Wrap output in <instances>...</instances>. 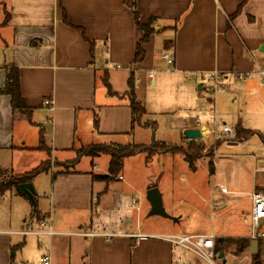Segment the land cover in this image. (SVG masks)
Segmentation results:
<instances>
[{"label": "crops", "instance_id": "crops-1", "mask_svg": "<svg viewBox=\"0 0 264 264\" xmlns=\"http://www.w3.org/2000/svg\"><path fill=\"white\" fill-rule=\"evenodd\" d=\"M127 1L0 0V151L15 150L16 121L12 115L11 98L4 93L6 72L10 68L19 70L21 92L32 109L31 120L27 121L33 126L39 124L35 118H43L44 124L50 123L53 149L47 148L46 152L52 160L53 155L56 158L57 152H64L67 156L65 160H73L68 156L82 149L76 147L77 144L89 146L87 140L93 136L91 128L97 139L134 134L137 126L132 131V112L130 104L128 106L125 101L126 98L129 100L126 95L128 90L118 98L121 103L110 104L103 100L108 90L104 80L107 78L109 82L111 73L123 75L125 82L128 75V85L132 75L137 84L138 73L140 76L149 74L150 77L152 72L156 74L164 70L185 76L188 81L199 77L207 81L209 74L218 72L224 76L225 91L232 89L235 100L236 95L240 96L241 93L257 99L256 88L264 84V75L261 74L264 71V0H136L141 22L155 19V34L143 46L144 61L135 66L132 62L142 32L126 6ZM64 13L68 23L64 21ZM77 28L85 32L86 38ZM166 38L172 39L166 42L168 45L163 42ZM162 47L164 51L160 53ZM164 55L172 57L174 63L171 66L163 59ZM99 73H104L101 78L106 89L103 87L98 90ZM209 93L215 95L213 89ZM110 95L108 90L106 98ZM46 100L53 101L54 110L45 106ZM247 104L246 99L245 107ZM95 115L99 117L98 130L94 129ZM79 116L83 123L81 133L78 132ZM212 118L219 122L216 114ZM225 119H221V123L228 125ZM202 121L196 125L186 124L184 129H199L202 134H207L206 131L209 134L212 124L206 122L204 117ZM241 122L239 119L237 125H230L254 130L262 135L253 129L254 126H247L243 119ZM22 129L17 135L19 143L23 145L21 148L25 149L28 148L25 147L27 137L21 134ZM41 131L46 145L45 129L40 128L35 134L38 143L34 149L37 151H44L38 149ZM88 133L91 136L86 135ZM183 139L190 142L185 136ZM22 149L17 151L32 150ZM53 162L52 171L57 166V160ZM91 167V171L65 169L57 177L52 176L50 206H53L54 214L49 219L48 230H0V264H17L14 250L25 246L26 239L14 245L16 239L13 236H46L50 244L55 237L76 238L74 243L80 249L71 248L70 251L77 250V264H176L180 261L191 264L185 259L184 249H178L164 239L167 236L188 235L213 237L215 253L224 250L222 258L216 253L219 264H227L228 258L230 264H253L251 233L246 235L233 230L231 235H227L217 231L211 224L207 234L193 231L187 234L185 229L180 228L183 217L179 215L165 218L168 224L158 219L153 222L151 227L154 230L160 227L164 232H144L138 225L134 230L131 220L136 212L141 211L139 200L134 195L135 186L128 183L126 187L120 188H108L105 183L103 186L97 183L99 181H94L91 175L103 174L96 173L99 168L94 162ZM17 172L19 174L16 175L24 174ZM119 181L123 182L124 177ZM96 185L99 186L95 191ZM260 187L263 185L255 182L248 191L238 193L251 199L250 194L254 190L262 191ZM196 192L198 195L204 194L203 189ZM161 196L163 198V194ZM86 214L90 222L84 218ZM32 223L26 226H32ZM105 234L115 236L109 238ZM242 240L249 242L246 244ZM229 244L241 252L236 258L227 252ZM261 244L258 242L257 245V253L260 254ZM48 255L50 264H72L71 256L67 262L63 258L53 257L50 249L41 259Z\"/></svg>", "mask_w": 264, "mask_h": 264}, {"label": "rangeland", "instance_id": "rangeland-1", "mask_svg": "<svg viewBox=\"0 0 264 264\" xmlns=\"http://www.w3.org/2000/svg\"><path fill=\"white\" fill-rule=\"evenodd\" d=\"M169 40L172 39L166 38L165 41H162L165 45H168L166 42ZM162 51H164L163 47L160 48V53ZM99 74L97 79L98 90L105 88L102 81L104 73ZM108 79L114 95L111 94L113 96L110 95L109 98H106L108 90L105 88L107 94L103 96V100H107L106 103L110 104L121 103V99L118 98L124 96L126 90H128V75L126 82L123 75L119 73H111ZM137 80L138 82L135 84L136 101L147 111L142 123L154 124V128L137 126L134 134L116 135L102 139H97L95 137L96 133L91 128L90 131L93 136L87 140L89 146L113 145L114 143L135 144L145 145L156 151L159 148L157 143L161 142L169 146L187 149L189 142L187 143L183 139L186 124L196 125L201 123L204 121H202V117L206 122L213 124L212 117L214 114L217 115L219 124H222L221 119L223 118H226L225 120H227L229 126H231L230 123L237 125L238 120L240 119L241 122V119H243L247 126H254L253 129L258 130L262 135L256 133L247 140L235 141L236 144H229L227 136L220 133V131L217 138L206 131L207 134H203L204 137H207L205 140L204 137H201L193 141L199 150L193 161L187 159L183 153L159 152L149 157L148 152H140L126 156L123 159L121 172L114 178L107 182L99 181L97 183H102L103 186L106 184L108 188L126 187V183L135 186L134 195L139 200L141 211L136 212L133 220H131L134 230L138 225L144 232H164L160 227L154 230L151 225L157 219L159 222L168 224L165 218L149 214L151 207L146 199V194L149 188L155 187L161 191V195L163 194L162 200L167 214L183 217L180 228L185 229L184 232L187 234L191 231L197 234H207L210 232L211 224H214L217 231L227 235H231L233 230L246 235L250 234L251 199L247 195L238 192L248 191L255 182L264 187V169H262L264 168V84L261 83L256 88L257 99L254 100L253 97L244 96L241 93L240 96L236 95L237 100H235L232 89H227L215 95L210 94L209 92L213 87L202 77L188 81L185 76L167 73L163 70L158 71L153 78H150L149 74L140 76V73H138ZM200 85L204 90L199 89ZM225 86L228 85L225 83ZM246 99L248 102L247 107H245ZM125 101L129 106V100L126 98ZM233 103H235V107L232 106ZM203 104L204 108L202 107ZM78 119V132L81 133L83 123L80 122V116ZM15 121V150L0 151V169L8 171L4 176H0V182L7 181L11 175L19 174L17 171L23 172L22 175H31L41 165L46 170L39 172L30 182L35 189L33 199L20 193L15 188L0 196V230H48L49 224L47 222L53 218L54 214L53 206L52 208L50 206L53 192L52 176L57 177L65 169L91 171L92 162L99 168L96 173L106 175L109 174L110 157L105 154L90 157L76 153L68 156V158H74L68 161L65 160L67 156L64 152H57L56 158L53 155V160H57V166L52 171L51 165L55 164L52 157L50 158L46 151L34 149L38 143L35 134L38 133L40 128L45 129L44 136L47 148L53 149L51 146L50 123L44 124L43 118L39 120L35 118V121L39 124L33 126L21 115H17ZM41 123H43V127ZM21 127H23L21 134L27 137L25 147L28 148L25 149L21 148L23 145L19 143L17 135ZM86 135L91 136L89 133ZM76 147L85 148L88 146L77 144ZM20 149L32 150L29 152L17 151ZM244 156H254L255 160ZM46 172L49 174L47 175ZM119 176L124 177L123 182L119 181ZM98 186H95V191ZM223 188L237 193L227 194V192H223ZM200 189L204 190V194L198 195L196 191ZM200 195H202L203 200H201ZM40 218V222H37ZM84 218L87 222H90L88 214L84 215ZM31 222H33L32 226H26ZM43 222L46 225H42ZM128 225H126L127 229L129 228ZM111 228L114 229V227ZM13 238L16 239L13 242L14 245L26 239L25 246L14 250L17 264L31 262L38 264L41 257L49 249L55 258H63L64 261L68 262L71 256L72 264H77V261H79V258L76 259V251L80 249L79 245L74 243L76 238L55 237L51 244L50 239L46 236H13ZM261 243V254L259 252V256L264 264V242ZM71 248L77 250L71 252ZM226 250L233 254L235 258L241 254L231 244L227 245ZM182 252L188 263L207 264L201 258L186 250ZM213 260L216 264H219V258ZM228 261L227 264H230L231 260L229 258Z\"/></svg>", "mask_w": 264, "mask_h": 264}, {"label": "trees", "instance_id": "trees-1", "mask_svg": "<svg viewBox=\"0 0 264 264\" xmlns=\"http://www.w3.org/2000/svg\"><path fill=\"white\" fill-rule=\"evenodd\" d=\"M126 6L130 9L136 26L142 32V37L138 42L136 53L132 62V65L135 66L144 61L145 58V51L143 46L150 42L151 37L155 34L154 23L155 19H150L147 23L141 22L140 13L137 9V2L136 0H128L126 2ZM240 9V8H239ZM8 20V14H7ZM64 21L68 23L67 16L64 13ZM78 29V28H77ZM82 32L84 38L85 32L78 29ZM92 46V45H91ZM105 85L109 90L110 94H113L111 90V86L105 78ZM128 92L127 97L129 98V104L132 112V131L135 129L136 126H142L145 128L151 127L154 128V124L150 125L149 122L145 124L142 123V119L144 116L147 115V111L143 108L137 101L135 95V82L134 76L132 75L128 80ZM4 93L11 98V109L13 119L17 117V115H21L25 117L28 121L31 120L32 109L28 107L20 86V79H19V70L17 68H10L6 72V79H5V86H4ZM99 127V117L95 115L94 118V129L98 130ZM256 134L254 130H245L241 128H237V141L247 140L251 136ZM159 146L158 150L154 151L151 147H147L145 145H135V144H113V145H93L82 148L78 151V154L90 157H97L102 154L109 155L110 162L108 173L106 175H95L91 174L94 181H109L114 178L117 174H119L123 168V159L126 156L134 155L140 152H148L149 157L156 153H183L187 159H193L196 157L198 153V148L194 144V142L188 143V148L182 147H174L166 145L165 143H157V147ZM39 150L47 151V146L45 145L43 132L41 131V144L38 148ZM153 150V152H152ZM148 157V158H149ZM46 170V168L41 165L33 174H25V175H11V177L7 181L0 182V196L3 195L6 191L13 190L14 188L17 189L19 192V185L30 183L32 178L37 175L39 172ZM5 173H8L7 170L0 169V176H4ZM61 173V172H60ZM59 173V174H60ZM6 179V178H5ZM262 192L264 193V187H260ZM243 243L248 244V240H242ZM217 254H222L223 249L217 250ZM253 264H263L260 260L259 252L253 256Z\"/></svg>", "mask_w": 264, "mask_h": 264}, {"label": "built area", "instance_id": "built-area-1", "mask_svg": "<svg viewBox=\"0 0 264 264\" xmlns=\"http://www.w3.org/2000/svg\"><path fill=\"white\" fill-rule=\"evenodd\" d=\"M163 59L167 62L169 66H171L174 62L170 55H164ZM261 74L264 75V71H261ZM155 73L152 72L150 77L153 78ZM207 81L212 85L213 92L219 93L224 92L225 87L223 86L224 76L221 73L213 72L207 76ZM45 106L49 108V110H54V105L52 100H46L44 102ZM214 123L211 126V130L209 131L210 135H213L217 138L218 132L227 136V140L229 143H234L237 141V128L234 126H228L226 124H218L216 118H214ZM252 160H255L254 156H248ZM119 180H122L123 177L119 176ZM223 191L226 190L223 188ZM252 199V208L250 212L251 219V234L250 240L257 242H264V193L262 191L254 190L251 194ZM49 224V221L47 222ZM42 225H46L45 222ZM51 235V232H49ZM105 236L111 238L115 236V234H105ZM166 241L173 244L178 249H184L192 254L198 256L202 260L209 262L210 264H216L213 259H217L218 255L214 250V238L211 236L205 235H192V236H167L164 238ZM40 264H50V257L45 256L40 260ZM176 264H186L183 261L177 262Z\"/></svg>", "mask_w": 264, "mask_h": 264}, {"label": "water", "instance_id": "water-1", "mask_svg": "<svg viewBox=\"0 0 264 264\" xmlns=\"http://www.w3.org/2000/svg\"><path fill=\"white\" fill-rule=\"evenodd\" d=\"M199 89H203V88H201V86H199ZM184 136L188 141L191 142V141L197 140L198 138L203 137V134H202L201 130H199V129H187V130H185ZM19 190L22 194L26 195L30 199L34 198L35 189L31 183H25V184L19 185ZM146 198H147V201L150 203V206H151V210L149 213L151 216H160L163 218H170V216L167 214V212L164 208L162 196H161L159 189H157V188L149 189L147 191ZM257 245H258L257 241H252L251 252L253 254L257 253ZM222 257H223L222 254L219 255V258H222Z\"/></svg>", "mask_w": 264, "mask_h": 264}, {"label": "bare ground", "instance_id": "bare-ground-1", "mask_svg": "<svg viewBox=\"0 0 264 264\" xmlns=\"http://www.w3.org/2000/svg\"><path fill=\"white\" fill-rule=\"evenodd\" d=\"M211 129H209V131H210Z\"/></svg>", "mask_w": 264, "mask_h": 264}]
</instances>
